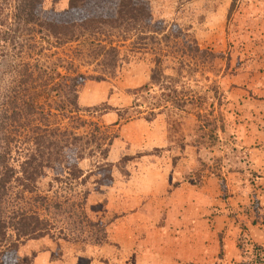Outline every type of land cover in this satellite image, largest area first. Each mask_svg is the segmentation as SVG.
<instances>
[{"label":"rangeland","instance_id":"obj_1","mask_svg":"<svg viewBox=\"0 0 264 264\" xmlns=\"http://www.w3.org/2000/svg\"><path fill=\"white\" fill-rule=\"evenodd\" d=\"M144 5L149 24L0 42V250L19 264H264V0ZM41 141L75 153L22 180Z\"/></svg>","mask_w":264,"mask_h":264},{"label":"trees","instance_id":"obj_2","mask_svg":"<svg viewBox=\"0 0 264 264\" xmlns=\"http://www.w3.org/2000/svg\"><path fill=\"white\" fill-rule=\"evenodd\" d=\"M6 0H0V42L7 44V46L17 45V33L29 29L32 26L42 28L51 36H53L57 42H67L69 40H78L84 36H95L100 33L103 26H121V25H142L143 20L150 23L151 13L150 9L144 5L145 0H115V11L113 15L103 12L105 3L113 0H62L61 4L66 2V5L59 11H53V16L49 17V10L44 9V0H15L13 7V14L5 13ZM59 2L60 0H56ZM54 9V8H53ZM101 10V11H100ZM31 31V28H30ZM41 32V31H40ZM93 59L100 58V61H108L115 64V61H119V51L115 47H101L96 52L91 54ZM112 65L111 63H109ZM158 66V63H157ZM156 77H152L154 80ZM84 81L83 75L78 74L76 78L71 79V83L68 85L69 94L73 95L77 91V85ZM59 89L58 86L53 85L51 90ZM62 90V89H61ZM76 96V95H75ZM74 96V97H75ZM29 100H25L20 104L21 108H30L33 110L38 97H28ZM69 104L77 111V104L74 99L68 100ZM17 105V108H20ZM57 109H63L61 106ZM15 111V110H14ZM30 111V110H29ZM21 112V109H20ZM26 113V112H25ZM31 113V112H30ZM28 114V113H27ZM86 121H82L85 125ZM115 124H118L115 122ZM99 127H97L98 130ZM53 136H58L57 129H53ZM53 142V141H52ZM35 143V142H34ZM36 146L32 152H28L25 155L24 161L20 165V171L22 172V180H33L42 175L44 168L55 169L57 166H61L65 160V150L75 153V148L71 147L70 143H65L58 150L46 151L48 145L39 142L35 143ZM57 146V142H53ZM83 154L76 156V160L83 158ZM70 164H72L70 162ZM72 172V171H71ZM72 174H76L75 172ZM13 226V225H12ZM17 229V225L13 226ZM4 225L0 224V238L3 234ZM1 241V240H0ZM15 249H7L5 252L0 250V264H19L15 254Z\"/></svg>","mask_w":264,"mask_h":264},{"label":"crops","instance_id":"obj_3","mask_svg":"<svg viewBox=\"0 0 264 264\" xmlns=\"http://www.w3.org/2000/svg\"><path fill=\"white\" fill-rule=\"evenodd\" d=\"M118 142H122V144H121V146H124V141H122V140H120L119 139V141ZM130 143H131V141H130ZM126 144H128L127 142H126ZM129 145V144H128ZM162 146V145H161ZM163 147V146H162ZM163 148H165V147H163ZM168 149H170V148H167L166 150H164L165 152H169L170 150H168Z\"/></svg>","mask_w":264,"mask_h":264}]
</instances>
